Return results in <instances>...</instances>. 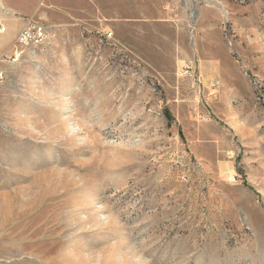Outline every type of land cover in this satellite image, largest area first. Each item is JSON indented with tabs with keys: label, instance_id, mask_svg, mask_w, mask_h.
I'll return each instance as SVG.
<instances>
[{
	"label": "rangeland",
	"instance_id": "obj_1",
	"mask_svg": "<svg viewBox=\"0 0 264 264\" xmlns=\"http://www.w3.org/2000/svg\"><path fill=\"white\" fill-rule=\"evenodd\" d=\"M36 11L0 7V264H264V0Z\"/></svg>",
	"mask_w": 264,
	"mask_h": 264
},
{
	"label": "built area",
	"instance_id": "obj_2",
	"mask_svg": "<svg viewBox=\"0 0 264 264\" xmlns=\"http://www.w3.org/2000/svg\"><path fill=\"white\" fill-rule=\"evenodd\" d=\"M7 32V27L4 23V19L0 17V35H4ZM51 29L44 23L40 17L30 16L23 19L22 25L17 32L14 40L9 46L8 51L14 59H17L22 53L25 44H33L37 49V41L40 38H49ZM112 33H106L105 37L109 39ZM6 57V55H4ZM1 61V57H0ZM3 72L0 71V81L3 79Z\"/></svg>",
	"mask_w": 264,
	"mask_h": 264
},
{
	"label": "crops",
	"instance_id": "obj_3",
	"mask_svg": "<svg viewBox=\"0 0 264 264\" xmlns=\"http://www.w3.org/2000/svg\"><path fill=\"white\" fill-rule=\"evenodd\" d=\"M0 2H1V6L0 7L2 9L4 8L6 10V12H8L7 14L12 13V14H21V15H33V14H36L37 13L36 9H37L38 4H39V0H37V2L34 3V5L31 8H29L27 11L26 10L25 11H18L16 9L12 8V6H10L9 3L6 2L5 0H0ZM12 24H14V23H12ZM9 46H8V49H9ZM3 48H4V46L0 45V54H1V52H3ZM8 49L6 50L7 52H9Z\"/></svg>",
	"mask_w": 264,
	"mask_h": 264
},
{
	"label": "bare ground",
	"instance_id": "obj_4",
	"mask_svg": "<svg viewBox=\"0 0 264 264\" xmlns=\"http://www.w3.org/2000/svg\"><path fill=\"white\" fill-rule=\"evenodd\" d=\"M47 41H48V38H40V39H38V41H37V48H38V47H41L42 45H44ZM31 48H36V47H34L33 44H25V45H24V48H23V52H24L26 49H31ZM12 246H13V245H12Z\"/></svg>",
	"mask_w": 264,
	"mask_h": 264
}]
</instances>
